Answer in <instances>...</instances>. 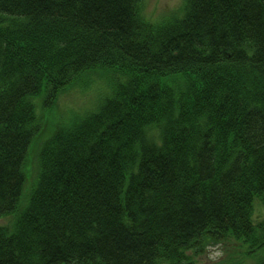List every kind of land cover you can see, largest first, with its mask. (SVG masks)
<instances>
[{
	"label": "trees",
	"instance_id": "trees-1",
	"mask_svg": "<svg viewBox=\"0 0 264 264\" xmlns=\"http://www.w3.org/2000/svg\"><path fill=\"white\" fill-rule=\"evenodd\" d=\"M144 2L0 0V264H264V0ZM100 68L96 110L37 115Z\"/></svg>",
	"mask_w": 264,
	"mask_h": 264
},
{
	"label": "rangeland",
	"instance_id": "rangeland-1",
	"mask_svg": "<svg viewBox=\"0 0 264 264\" xmlns=\"http://www.w3.org/2000/svg\"><path fill=\"white\" fill-rule=\"evenodd\" d=\"M184 0H145L144 13L151 20H160L166 16L179 11ZM118 75V74H117ZM114 69H97L88 71L77 79L76 83L67 90L63 91L57 100V105L52 109H41L38 103L41 98H36L37 115L45 120L49 119V125L60 122L66 118L69 120L72 116H84L97 109L98 104L106 94L109 93L110 85L115 84L118 78ZM108 92V93H107ZM36 164V155L33 158ZM255 220H261L264 217V209L259 204L255 210ZM12 217L0 219V225L11 223ZM232 242H227L225 246L213 247L208 249L207 253L200 256L196 264H217L221 257L224 256L226 248ZM247 263L255 264L254 260L248 259Z\"/></svg>",
	"mask_w": 264,
	"mask_h": 264
}]
</instances>
